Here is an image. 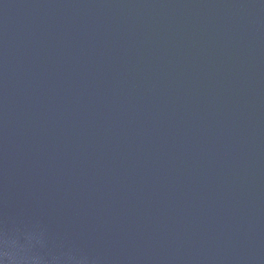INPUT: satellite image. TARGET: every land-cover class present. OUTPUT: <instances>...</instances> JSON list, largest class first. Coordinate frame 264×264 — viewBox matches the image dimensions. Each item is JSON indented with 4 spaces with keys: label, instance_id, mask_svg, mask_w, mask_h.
<instances>
[{
    "label": "water",
    "instance_id": "obj_1",
    "mask_svg": "<svg viewBox=\"0 0 264 264\" xmlns=\"http://www.w3.org/2000/svg\"><path fill=\"white\" fill-rule=\"evenodd\" d=\"M0 264H264V0H0Z\"/></svg>",
    "mask_w": 264,
    "mask_h": 264
}]
</instances>
